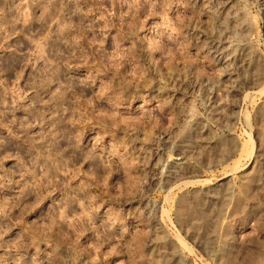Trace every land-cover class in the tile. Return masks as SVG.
<instances>
[{"label": "rangeland", "instance_id": "obj_1", "mask_svg": "<svg viewBox=\"0 0 264 264\" xmlns=\"http://www.w3.org/2000/svg\"><path fill=\"white\" fill-rule=\"evenodd\" d=\"M0 264H264V0H0Z\"/></svg>", "mask_w": 264, "mask_h": 264}]
</instances>
